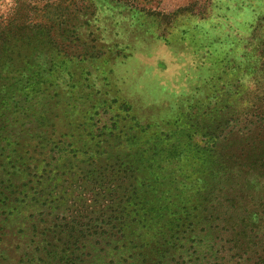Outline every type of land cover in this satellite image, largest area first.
<instances>
[{
  "label": "trees",
  "instance_id": "trees-1",
  "mask_svg": "<svg viewBox=\"0 0 264 264\" xmlns=\"http://www.w3.org/2000/svg\"><path fill=\"white\" fill-rule=\"evenodd\" d=\"M31 76L0 130L2 212L21 222L0 223V264H264V96L151 129L87 87L65 97L63 66Z\"/></svg>",
  "mask_w": 264,
  "mask_h": 264
},
{
  "label": "rangeland",
  "instance_id": "rangeland-1",
  "mask_svg": "<svg viewBox=\"0 0 264 264\" xmlns=\"http://www.w3.org/2000/svg\"><path fill=\"white\" fill-rule=\"evenodd\" d=\"M261 55L264 0H0V130L29 112L34 67L52 65L63 66L65 97L73 83L124 104L141 127L204 126L209 110L223 116L242 109L247 92L264 96ZM2 161L0 193L3 169L12 172ZM1 201L0 223H21L5 218Z\"/></svg>",
  "mask_w": 264,
  "mask_h": 264
}]
</instances>
